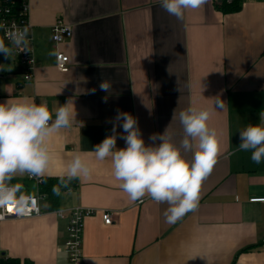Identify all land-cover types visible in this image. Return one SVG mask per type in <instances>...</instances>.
Listing matches in <instances>:
<instances>
[{
	"label": "crops",
	"instance_id": "obj_1",
	"mask_svg": "<svg viewBox=\"0 0 264 264\" xmlns=\"http://www.w3.org/2000/svg\"><path fill=\"white\" fill-rule=\"evenodd\" d=\"M241 2L238 12L223 13L216 0H207L178 20L159 0H28L35 61L29 80L17 47L0 36L11 49L9 57L0 53V102L43 101L55 119V110L73 101L75 119L51 138L53 159L39 177H60L76 154L91 164L92 176L61 190L57 208L81 205L113 215L112 224L100 211L85 217L84 264H264V201L251 200L264 197V162L254 164L248 152L230 155L240 142L238 129L259 123L264 111V0ZM58 19L73 31L58 45L70 58L67 72L56 66L52 26ZM103 81L108 92L100 89ZM189 106L210 110L221 151L197 209L166 223L167 205L147 196L131 202L110 160L97 161L92 148L111 134L118 111L137 119L146 144L168 125L178 139L182 128L173 112L178 117ZM116 146L125 147L124 140L117 138ZM8 186L16 194L39 192L28 174L15 175ZM40 205L38 216L0 224V256L67 264L68 216H57L46 199Z\"/></svg>",
	"mask_w": 264,
	"mask_h": 264
},
{
	"label": "clouds",
	"instance_id": "obj_2",
	"mask_svg": "<svg viewBox=\"0 0 264 264\" xmlns=\"http://www.w3.org/2000/svg\"><path fill=\"white\" fill-rule=\"evenodd\" d=\"M207 0H159L160 6L178 20L187 9L202 7ZM3 27V25H0ZM28 29L10 34L11 43L27 48ZM11 49L0 40V53L9 57ZM107 81L100 84L108 92ZM93 92L95 89L92 90ZM216 105L223 107L222 101ZM76 112L73 101L60 105L53 113L46 102L35 103L27 98L7 99L0 102V200L7 201L13 190L8 182L17 174L44 176L48 173L53 156L50 140L61 129L71 126ZM210 110L189 106L172 119L179 120L182 134L168 125L163 133H153L145 143L137 119L127 112L118 111L110 135L92 148L97 161L110 160L112 175L131 202L149 197L157 204L167 205L163 211L166 223H175L186 213L197 209L203 181L212 172L220 154L219 133L209 126ZM123 129L122 133L117 128ZM239 144L236 152H248L254 164L264 162V111L259 123L238 129ZM117 138L125 147L117 148ZM93 168L81 154H76L60 176V184L53 192L60 194L75 179H89Z\"/></svg>",
	"mask_w": 264,
	"mask_h": 264
},
{
	"label": "built area",
	"instance_id": "obj_3",
	"mask_svg": "<svg viewBox=\"0 0 264 264\" xmlns=\"http://www.w3.org/2000/svg\"><path fill=\"white\" fill-rule=\"evenodd\" d=\"M0 25H3V27H0L1 39L7 43H11V33L27 27L26 51L23 45L17 47L16 51L20 54V65L23 69L24 78L29 80L33 75L32 71L34 70L35 61L33 50L30 46L32 36L28 23V0L21 2L17 0H0ZM72 35V28L60 19L52 26V39L56 44V66L61 72L69 71L70 58L64 51L58 48V45L71 38ZM29 177L35 180L38 187L42 185V177L32 175H29ZM8 187L13 190V193L11 201L0 205V224L7 219L27 218L42 214L40 201L46 199V194H41L40 192L35 194H16L11 186ZM251 200L264 201V197L253 198ZM143 201L144 199L138 201V203H142ZM9 207H11V211H9ZM98 211L101 212L105 224L113 223L112 213L104 209H94L78 205L72 208L55 210L57 216L61 218L68 216L69 219L67 238L63 245V250L66 252L68 258L67 264H84L82 251L84 219ZM261 251L264 252V245L261 247Z\"/></svg>",
	"mask_w": 264,
	"mask_h": 264
},
{
	"label": "trees",
	"instance_id": "obj_4",
	"mask_svg": "<svg viewBox=\"0 0 264 264\" xmlns=\"http://www.w3.org/2000/svg\"><path fill=\"white\" fill-rule=\"evenodd\" d=\"M21 2L23 0H17ZM218 8L223 13H234L238 12L242 8L241 0H216ZM60 184V177H46L43 178V183L39 187V192L41 194H46V200L49 203L50 209L59 208V195L53 192V187L58 186ZM72 181L69 184V187L72 185ZM65 188H61L63 190ZM0 264H21L18 259L15 258H5L4 256H0ZM27 264V263H26Z\"/></svg>",
	"mask_w": 264,
	"mask_h": 264
},
{
	"label": "snow or ice",
	"instance_id": "obj_5",
	"mask_svg": "<svg viewBox=\"0 0 264 264\" xmlns=\"http://www.w3.org/2000/svg\"><path fill=\"white\" fill-rule=\"evenodd\" d=\"M9 201H11V196L8 197L7 201L0 200V205H3V204H5V203H7ZM11 210H12L11 207H9V211H11Z\"/></svg>",
	"mask_w": 264,
	"mask_h": 264
}]
</instances>
